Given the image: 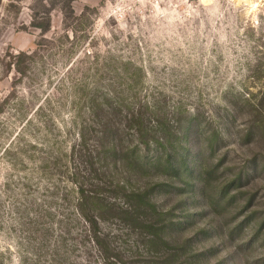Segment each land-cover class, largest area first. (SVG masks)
Listing matches in <instances>:
<instances>
[{
  "label": "rangeland",
  "instance_id": "1",
  "mask_svg": "<svg viewBox=\"0 0 264 264\" xmlns=\"http://www.w3.org/2000/svg\"><path fill=\"white\" fill-rule=\"evenodd\" d=\"M35 14L49 15L48 32L32 25ZM20 49L31 53L22 73L8 64V53ZM93 86L144 99L153 118H197L204 134L191 142L216 134L204 159L222 163L211 165L201 196L177 200L178 184L155 191L161 208L173 207L164 239L125 214L106 213L103 247L120 264H264V225L237 223L253 210L264 218V168L243 180L241 194L253 196L248 208L236 197L208 204L224 167L249 165L264 152V140L245 133L244 100L264 97V0H0V99L8 98L0 147L13 140L16 155L0 158L2 264H107L85 235L88 222L73 212L74 197H62L72 188L71 147L90 119ZM48 155L58 159L46 170ZM65 215L73 218L61 221Z\"/></svg>",
  "mask_w": 264,
  "mask_h": 264
},
{
  "label": "trees",
  "instance_id": "2",
  "mask_svg": "<svg viewBox=\"0 0 264 264\" xmlns=\"http://www.w3.org/2000/svg\"><path fill=\"white\" fill-rule=\"evenodd\" d=\"M31 22L43 33L51 29L49 15L35 14ZM30 54L24 49L8 53L9 66H14L20 73L24 72V63ZM7 100V97L0 99V115L5 111ZM143 100L140 99L137 103L131 96L110 95L103 91L99 93V89L93 86L88 97L90 119L80 128L79 139L71 147L70 157L76 163L71 172L68 169L72 188L67 189L62 197L64 200L74 197L72 204L76 210L73 212L88 222L89 229L85 235L99 245L107 264L120 262L119 255L110 251L111 247L106 244L103 247L105 238L99 222L106 218V213L125 214L131 221L148 227L150 233L164 239L163 232L170 228L174 220L170 213L173 207L161 208L154 197L155 191H165V186L178 184L180 191L177 193V200L186 201L190 194L194 198L201 196L204 181L212 171V166L217 169L222 166L221 158L217 162L211 158L210 163L204 159L206 153L209 156L213 152L218 140L216 134L204 144L191 142L192 138L197 141L204 134L199 132L200 122L197 118H191L184 124L166 116L153 118L146 114L152 105ZM244 100L249 105L251 114L245 133L253 138L251 141L257 137L264 140V97L257 96L256 100L249 95ZM1 120L0 117V122ZM12 141L0 147V158H16ZM192 144H197L196 148ZM259 154L260 158L256 154L251 157L252 163L249 165L231 171L223 168L222 173L226 176L219 181L215 193L211 195L208 201L210 206L228 204L235 197L241 207L248 208L252 205L253 196L241 193L244 188L243 180L259 167L264 168V152ZM57 159V155L43 156L45 169L47 170L48 164H55ZM157 174L161 175L156 176ZM140 175L145 181L135 182L134 178ZM154 176L155 181L152 180ZM45 212L50 216L55 214L50 209H45ZM254 213L255 210L244 215L237 222L238 227L245 226L247 222L255 229L264 225V218L255 217ZM63 218L73 217L65 215L60 220L63 221ZM67 232L72 231L69 229Z\"/></svg>",
  "mask_w": 264,
  "mask_h": 264
},
{
  "label": "bare ground",
  "instance_id": "3",
  "mask_svg": "<svg viewBox=\"0 0 264 264\" xmlns=\"http://www.w3.org/2000/svg\"><path fill=\"white\" fill-rule=\"evenodd\" d=\"M239 1V0H238Z\"/></svg>",
  "mask_w": 264,
  "mask_h": 264
}]
</instances>
